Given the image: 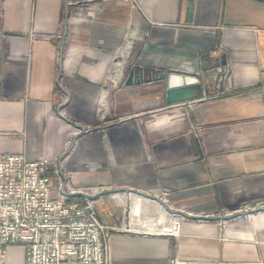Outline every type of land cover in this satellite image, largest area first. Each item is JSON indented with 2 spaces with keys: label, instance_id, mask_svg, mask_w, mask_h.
I'll return each mask as SVG.
<instances>
[{
  "label": "crops",
  "instance_id": "1",
  "mask_svg": "<svg viewBox=\"0 0 264 264\" xmlns=\"http://www.w3.org/2000/svg\"><path fill=\"white\" fill-rule=\"evenodd\" d=\"M0 9V152L57 158L73 186L100 188L87 196L118 226L111 264H264V211L217 222L224 207L264 199V0ZM223 64V91L209 96ZM172 70L199 76L204 97L168 103L155 77ZM134 190L183 217L179 234L134 226ZM22 247L9 246V264Z\"/></svg>",
  "mask_w": 264,
  "mask_h": 264
},
{
  "label": "built area",
  "instance_id": "2",
  "mask_svg": "<svg viewBox=\"0 0 264 264\" xmlns=\"http://www.w3.org/2000/svg\"><path fill=\"white\" fill-rule=\"evenodd\" d=\"M57 160L0 152V264H9L8 248L13 244L23 246L19 264H111L110 238L115 228L101 219L87 196L101 190L73 186ZM78 192L86 195L84 201L70 199ZM255 210L264 211V201L244 211ZM233 214L218 220L226 221ZM182 218L177 216L176 228L166 232L179 234Z\"/></svg>",
  "mask_w": 264,
  "mask_h": 264
},
{
  "label": "rangeland",
  "instance_id": "3",
  "mask_svg": "<svg viewBox=\"0 0 264 264\" xmlns=\"http://www.w3.org/2000/svg\"><path fill=\"white\" fill-rule=\"evenodd\" d=\"M225 75H226V73H225ZM224 78H225V76H224ZM222 85H223V82H222ZM221 89H222V86H221V88H217L216 87V89H214V88L211 89V90L209 89L208 95L209 96H213V95L220 94V92L223 91ZM95 188H99V187L95 186L93 189H95ZM91 189L92 188H90L89 190H91ZM130 197L133 200L132 202H134L133 205H132L133 206L132 207L133 211H136L138 213V216L136 217L135 221H133V225L134 226L137 225V224H143L142 222H146L148 220L156 221L158 219L160 222H159V229H157V230H173L175 222L173 221V219L172 220L171 219H166V214H167L168 211L165 209V207H163L160 204H157L156 202H153L150 199L146 202L138 194H135V195H133V197L132 196H130ZM259 201H264V199H261V200H258V201H254V202L250 201V200L243 201L241 204H239V206H237L236 210L241 209V211L242 210L244 211L247 208H251V207L253 208V206H255ZM130 206H131V204H130ZM222 209L223 210H221L220 213H222L223 215L230 214L232 211H234V210H229L227 207H224ZM99 215H100V213H99ZM242 218L243 219L244 218H246V219L247 218H255V214L254 213H251V214L244 213L243 215H238L237 214V215L227 219L226 221L217 220V222H218V224H220L219 226L224 227L230 221H232L234 219L238 220V219H242ZM110 226H112L113 228H117L118 227L117 225H115V226L110 225ZM143 226H144V224H143ZM167 227H171V228L170 229H166Z\"/></svg>",
  "mask_w": 264,
  "mask_h": 264
},
{
  "label": "water",
  "instance_id": "4",
  "mask_svg": "<svg viewBox=\"0 0 264 264\" xmlns=\"http://www.w3.org/2000/svg\"><path fill=\"white\" fill-rule=\"evenodd\" d=\"M227 71V65L223 64L216 80V87L221 88L225 73ZM141 80L144 81L143 74ZM155 78H161L166 81V100L168 103H174L190 99L193 97H204L205 93L201 86V78L195 74L169 71L167 73L158 74ZM138 193L144 194L151 198H155L162 202L166 207L167 205L155 194L148 192H142L140 190H134Z\"/></svg>",
  "mask_w": 264,
  "mask_h": 264
},
{
  "label": "bare ground",
  "instance_id": "5",
  "mask_svg": "<svg viewBox=\"0 0 264 264\" xmlns=\"http://www.w3.org/2000/svg\"><path fill=\"white\" fill-rule=\"evenodd\" d=\"M135 194H138L139 196H141L142 198H143V200H145L146 202L150 199V200H152L153 202H156L157 204H160V205H162L163 207H165V209L168 211V209L166 208V206L162 203V202H160L159 200H157V199H155V198H151V197H149V196H146V195H144V194H141V193H137V192H131L130 193V196H132L133 197V195H135ZM177 216H173V221H175V218H176ZM146 221V220H145ZM159 220L157 219L156 221H152V220H148V221H146V222H142L143 224H144V228H147V229H149V230H157V229H159ZM175 224V223H174ZM171 227H167L166 229H170ZM174 228H176V227H174ZM173 228V229H174ZM169 231H172V230H169Z\"/></svg>",
  "mask_w": 264,
  "mask_h": 264
}]
</instances>
